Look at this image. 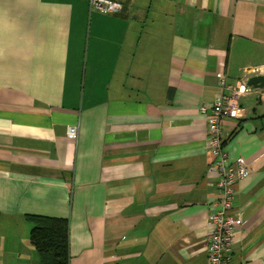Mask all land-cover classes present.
<instances>
[{"label": "crops", "instance_id": "1", "mask_svg": "<svg viewBox=\"0 0 264 264\" xmlns=\"http://www.w3.org/2000/svg\"><path fill=\"white\" fill-rule=\"evenodd\" d=\"M0 0V264H41L27 215L69 219L70 264H210L220 196L202 105L264 68V0ZM225 118L251 173L235 264H264V89ZM79 125V137L68 136Z\"/></svg>", "mask_w": 264, "mask_h": 264}, {"label": "built area", "instance_id": "2", "mask_svg": "<svg viewBox=\"0 0 264 264\" xmlns=\"http://www.w3.org/2000/svg\"><path fill=\"white\" fill-rule=\"evenodd\" d=\"M91 7L105 14L120 13L123 3L120 0H89ZM264 74L262 66L246 70V76L236 85L226 82L224 72L217 75L223 88L230 93L218 96L211 106L202 105L200 112L206 115L207 140L213 161L211 170L219 175L218 188L220 196L214 201L215 211L209 221L213 226L209 237L208 258L210 264H235L233 261V244L236 241L237 229L243 223L244 210L235 204L238 183L252 171L250 164L243 158L232 159L225 148L222 122L225 118L244 119L248 110L240 103V97L251 89L246 85L249 76ZM68 136L79 137V125L68 127Z\"/></svg>", "mask_w": 264, "mask_h": 264}, {"label": "trees", "instance_id": "3", "mask_svg": "<svg viewBox=\"0 0 264 264\" xmlns=\"http://www.w3.org/2000/svg\"><path fill=\"white\" fill-rule=\"evenodd\" d=\"M27 219L32 224L30 240L41 264H70L69 219L44 215H27Z\"/></svg>", "mask_w": 264, "mask_h": 264}, {"label": "water", "instance_id": "4", "mask_svg": "<svg viewBox=\"0 0 264 264\" xmlns=\"http://www.w3.org/2000/svg\"><path fill=\"white\" fill-rule=\"evenodd\" d=\"M246 85L251 90H261L264 89V74H254L248 77Z\"/></svg>", "mask_w": 264, "mask_h": 264}]
</instances>
